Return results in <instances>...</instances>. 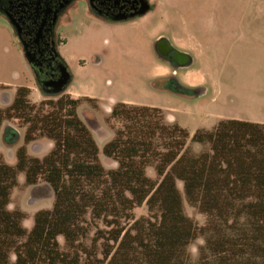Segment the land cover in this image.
<instances>
[{"label": "trees", "instance_id": "obj_1", "mask_svg": "<svg viewBox=\"0 0 264 264\" xmlns=\"http://www.w3.org/2000/svg\"><path fill=\"white\" fill-rule=\"evenodd\" d=\"M191 62L184 55L181 64ZM168 86L192 93L175 79ZM64 92L36 104L30 88L19 86L0 108V124L16 119L26 128L16 164L0 155V264H264V124L222 119L191 138L160 107L117 102L106 119L114 137L103 154L117 163L108 169L78 114L83 100L97 99ZM40 138L54 143L43 158L27 149ZM21 173L27 185L44 182L55 196L30 229L26 213L10 208ZM185 200L205 216L203 225L186 213ZM144 205L148 213L136 217ZM198 238L204 243L193 263Z\"/></svg>", "mask_w": 264, "mask_h": 264}, {"label": "rangeland", "instance_id": "obj_2", "mask_svg": "<svg viewBox=\"0 0 264 264\" xmlns=\"http://www.w3.org/2000/svg\"><path fill=\"white\" fill-rule=\"evenodd\" d=\"M251 2L252 0H171L166 4L167 10L159 7L149 15L145 13L115 22L90 14L86 2H79L62 13L55 28L57 50L72 76L64 94L70 93L75 98L89 96L97 99L96 102L83 100L78 107V114L90 127L95 124L93 134L101 135V139L105 141H99V148L100 157L105 159L101 161L108 169L116 167L117 163L103 154L104 145L114 137V131L106 119L117 102L160 107L164 110L166 119L186 128L191 138L198 129H212L218 123L213 118V112H219L222 108L234 114L240 112L242 107L238 100H234V103L225 102L222 107L218 105L212 109L211 93L199 97L198 94H189L168 86L169 81H173L175 77L177 82L185 81L194 67L181 69L166 60L157 50L155 36L163 32L176 48L190 50L192 41L188 32L197 27V24L190 23L186 26L181 23V19L200 23L207 22L211 16L216 20L230 17L237 19L241 13L243 15L244 7L248 5L249 9ZM190 4H193L191 9L188 8ZM180 8L185 11L180 12ZM202 33L205 47L207 32L203 30ZM219 42L216 57H211L209 66H215L213 69L218 70L222 83L238 90L246 81L254 82L259 74V87L264 90V37L259 40V44L253 39L245 42L229 37H222ZM196 66L198 65L195 64ZM175 67L179 75L174 77L172 72ZM0 84L2 109L13 102L19 86L30 88L29 100L32 103L38 104L56 97L41 90L14 27L1 14ZM118 125L115 122V126ZM12 128L21 136L13 137ZM25 131L26 128L16 119L5 120L0 124V155L10 165L17 162L16 151L25 143ZM108 133L110 137L103 139ZM7 135L13 137L12 142L6 140ZM19 138L21 142L17 145ZM191 138L190 147L195 152H200L203 146L192 142ZM53 147V141L48 138H40L27 145L28 152L40 158L46 156ZM147 174L156 178L154 167H149ZM180 186L182 188V184ZM54 200V192L47 184L40 182L34 186L27 185L25 174L21 173L19 185L11 195L10 208H19L26 213L24 225L30 229L34 224L35 213L41 209H51ZM184 205L186 213L199 225L205 223V216L195 207L186 200ZM147 213L146 205L135 210L136 217ZM203 243L204 239L198 238L191 244L193 263L198 258V247Z\"/></svg>", "mask_w": 264, "mask_h": 264}, {"label": "crops", "instance_id": "obj_3", "mask_svg": "<svg viewBox=\"0 0 264 264\" xmlns=\"http://www.w3.org/2000/svg\"><path fill=\"white\" fill-rule=\"evenodd\" d=\"M148 1L151 7L147 11V15L159 9V7L160 9H164L165 7V10H167L168 7L166 4L171 0ZM249 5V9L248 5L246 6L247 8L244 7L243 15L241 13L240 17L237 19H232L230 17V19L216 20L213 16H211L207 22L203 23L198 21L188 22L186 19H181V23L186 26L190 23L197 24V27L192 29L191 32H188L189 38L192 41L190 50L176 48L171 42L169 36L163 32H160L155 36V40L158 41L159 39L165 38L178 51L191 57L192 62L190 65L180 64L177 66L178 68L181 67V69L194 67L190 76H187L185 81H178L182 86L185 85L184 87L192 90V93L190 94H198L199 97H202L211 93L210 105H212V109L218 105L222 107L225 102L234 103V100L235 102H237V100L240 101L242 108L238 114L227 112L223 110L224 108L219 109V112H217L218 110L213 112V118L217 119L218 122L222 119H237L252 123L264 124V90L259 87V74L258 78L254 82L246 81V83H244L237 90L224 85L218 70L213 69L215 66H211L212 68L209 66L211 57H216V50H218L217 45H219V41L222 40V37L223 39L229 37L231 39L243 40L245 42L253 39L258 44L259 40L264 37V0H252ZM189 7L190 9L193 8V4L188 5V8ZM181 11H185V9L180 8V12ZM203 30H206L207 32V43L205 44V47L202 43ZM256 47L259 51V45ZM206 51L208 53H206ZM195 64L198 66L195 67ZM251 72H253V70ZM172 73L174 77L179 75V71L176 67L173 69ZM175 79L178 80L176 77ZM230 97L231 100L229 99ZM90 128L93 132H95L94 129L96 128H93V126ZM108 137H110V133H108L103 139ZM95 138L99 144V147L101 146L99 143L100 140L105 142L101 139V135L99 136V134H95ZM18 140L19 141L17 142V145H19L21 142L20 138ZM100 159L105 160L101 157Z\"/></svg>", "mask_w": 264, "mask_h": 264}, {"label": "flooded vegetation", "instance_id": "obj_4", "mask_svg": "<svg viewBox=\"0 0 264 264\" xmlns=\"http://www.w3.org/2000/svg\"><path fill=\"white\" fill-rule=\"evenodd\" d=\"M79 2H86L90 14L110 22L140 16L146 3L151 7L148 0H0V14L14 27L25 57L28 53L33 59L28 63L38 85L49 95H54L53 82L60 79L64 67L68 69L57 50L55 28L62 13ZM164 39L156 43L158 52L180 65L185 54Z\"/></svg>", "mask_w": 264, "mask_h": 264}, {"label": "water", "instance_id": "obj_5", "mask_svg": "<svg viewBox=\"0 0 264 264\" xmlns=\"http://www.w3.org/2000/svg\"><path fill=\"white\" fill-rule=\"evenodd\" d=\"M149 8H150L149 4L146 3L143 6V8L141 9V11L139 12V14L142 15V14L146 13L149 10ZM26 57H27V60L29 62L33 61V59L29 56L28 53L26 54ZM71 79H72V76H71L69 70L66 67H64L63 74L60 77V79L53 82V84L55 86L53 93L58 94V93H61L62 91H64L67 88V86L70 84Z\"/></svg>", "mask_w": 264, "mask_h": 264}]
</instances>
